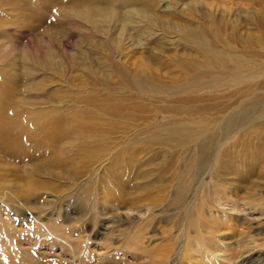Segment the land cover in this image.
<instances>
[{
	"label": "rangeland",
	"instance_id": "374dc122",
	"mask_svg": "<svg viewBox=\"0 0 264 264\" xmlns=\"http://www.w3.org/2000/svg\"><path fill=\"white\" fill-rule=\"evenodd\" d=\"M11 1L12 4L4 6L0 3V108H5L4 102H10L15 111H26L23 101H27L37 113L55 110L59 116L66 112L68 117H86L92 111L83 101L90 97H96L97 111L108 112L106 110L113 109L114 103L117 106L113 98L105 100L106 95L99 89L90 90L88 75L83 71L84 64L102 68V56L107 55L101 46L102 35L93 38L80 31L77 24L59 19L56 8L64 6L62 0ZM131 1L137 2L136 8L147 9L148 15L153 12L167 21L204 29L208 40L220 49L222 44L211 37L216 31L214 22L220 32L219 40L229 41L232 47L223 48L222 54L209 60L211 69L200 80L218 75L216 67L220 60L227 66L225 75L232 82L194 87L191 75L196 73L193 70L196 58L190 43L170 31L154 39L145 37L142 40L145 49L141 52L138 46L130 48L134 56L129 57L127 65L138 66L142 58L148 59L152 67L158 68L155 74L162 76V82L183 85L187 81V84L182 86L181 94L164 100L153 98L151 102L126 92L135 99L118 102V105L123 104L122 116L139 118L140 126L149 123L158 127L162 116L170 117L174 112L162 114L163 110L177 106L185 117L203 122L192 125L193 134L188 135L193 136L192 139L198 138L195 135L200 128L219 132L232 116L243 120L229 140L233 146L229 151L235 158L234 166L241 174L249 176L250 181L234 182L232 177H227L226 197L235 201L249 197L261 200L262 205L252 209L255 214L233 213L228 207L221 211L211 206L220 219L226 211V219L221 222L227 226L220 223L212 232L214 246L195 243L187 249L190 258L184 260L181 253L186 222L174 215L175 208L166 214L162 212L160 204L166 196L157 171L149 181L129 182L125 190L140 196L135 190L136 184L154 187L148 197L154 199L151 203L155 204L152 211L155 215L147 217L150 219L147 222L143 217L133 220V214L125 219L122 206L118 208L120 211L111 207L109 193L124 175H120L116 166L103 163L98 168L96 163L84 165L75 161L71 169H54L51 176L34 175L30 182L35 185H28L22 172L14 177L8 174V166L0 157V264H264V0H201L199 4L192 0ZM168 3L170 9L162 10ZM22 5H27L28 9ZM48 6H52L51 11L45 14L42 10ZM201 11L214 15L215 20L211 23L205 18L201 22L204 18ZM129 30L135 38L134 28ZM166 38H172L174 44L165 45ZM94 45L97 51L90 50ZM137 51L142 53V58L139 53L135 54ZM179 59L182 67L173 61ZM57 64L63 67L57 69ZM247 117L250 118L245 119ZM149 135L141 136L144 140L156 136L154 132ZM168 145L157 144L154 146L157 150L153 151L160 153L167 150ZM153 153L143 157L146 159ZM249 169L253 171L247 172ZM152 170L151 166L147 171ZM175 170L173 166L171 171ZM3 172L6 176H2ZM168 174L164 178L169 177ZM202 179L201 185L209 181L206 176ZM149 203L141 205L146 207ZM142 208L139 204L136 210L140 215L145 212ZM140 223L144 231L138 230ZM190 234V240L195 242L194 234ZM204 237L207 242V236ZM162 256L170 259L164 261Z\"/></svg>",
	"mask_w": 264,
	"mask_h": 264
},
{
	"label": "bare ground",
	"instance_id": "6f19581e",
	"mask_svg": "<svg viewBox=\"0 0 264 264\" xmlns=\"http://www.w3.org/2000/svg\"><path fill=\"white\" fill-rule=\"evenodd\" d=\"M62 1L65 2L62 3L64 6L58 7L56 5L58 7L56 13L59 15V19L77 24L80 31L89 33L94 36L93 38H96L97 35L104 37L101 42L102 45L99 43L107 53V55L102 56L100 64L102 68L104 67V70L102 68L100 70L95 69L91 64H84V67H82L88 75V85H91L90 90L99 89L103 96L106 95L105 100L113 98L117 106L114 103L113 109L106 110L108 112L97 111L96 106L98 104L95 103L98 102L96 97H90L84 100L83 103L90 108L89 110L92 113L86 117L83 115L68 117L65 116L66 112H64V116H59L57 112L55 113V110H40L37 113L38 111L35 112V108L30 107V103L27 101H23V105L26 106L27 110L19 112L11 108L12 103L4 102L5 108H0V157L4 160H1L2 163L8 166V174L14 177L17 176L18 172H22L26 183L35 185V183L30 182V180H33L34 175L51 176L54 169H71L75 161H79L84 165L96 163L98 168L103 163L104 165L116 166L119 168L120 175L122 173L124 175L119 177L121 181H118L114 185L113 191L109 193L112 202L110 203L111 207H115L117 211H120L118 208L122 206L120 209H124L122 215L125 219H129L133 214V220H138L139 217L147 219V217L152 218L155 215L152 212L155 204L151 203L154 199L148 197L154 187H148L142 183L136 184L135 190L140 196H135L130 192L126 193L125 190L128 189L129 182L149 181L148 178L152 176L154 171H157L160 182L164 185L163 193L166 196V200H163V204H160V206H163L162 212L166 214L175 208L174 215L179 220L181 218L186 222L183 229L186 233L182 247L183 253H181L182 258L184 260L190 258L187 249L195 246V243L198 245L204 243V247H208L210 243L214 246V243L211 242L212 232L219 228L220 223H223L224 226H227V224L221 222V219H226V211L222 212L223 215L220 219L212 211L211 206L215 209L220 208L221 211L228 207L233 213L247 212L248 214H255L252 213V209L255 206L262 205L261 200L249 197H243L237 199V201H235V198L226 197L229 189L226 183L227 177H232L234 182L236 180L239 182L250 181L249 176L241 174L238 167L234 166L235 158L229 151L233 148L229 144V140L243 120H238L232 116L225 121L219 132L213 133V131L209 132L200 128L195 135L198 138L192 139L193 136H188L193 134L192 125L203 124V122L185 117L183 111L176 108L177 106L164 109L162 114L171 112V110H174V112L170 113V117L162 116V124L154 127L153 124L149 123L140 126L141 124L138 123L139 118L134 117V119L128 115L122 116L123 114L120 111H123V104L118 105V102H123V100L130 102L135 99L131 95L127 96L126 92H131L132 95L135 94V97H141L142 99L144 97L150 102L153 98L164 100L167 97L182 93L181 88L187 84V81L183 85L162 82V76L155 74L158 68L152 67L149 60L142 58V53H139L140 50L145 49V45L142 44L145 37L154 39L167 31H170V34L176 33L179 37H183L184 40L190 43L191 49L194 51L196 60L193 62V70L196 73L191 75L194 87L197 85L198 87L207 88L212 85L222 86L232 82L225 75L227 66L219 59L220 64L216 67V73L219 74L210 77V79L200 80L211 69L209 60L222 54L223 48L230 49L232 47L229 41L222 42L219 40L221 38L220 32L218 26L213 22L215 16L201 11L204 14L201 22L205 18L211 23L213 22L216 31L211 37L214 41L222 44L223 48L220 49L208 40L209 35L204 29L200 30L198 26L190 28L177 22L167 21L153 12L148 15L147 9L135 7L136 1ZM191 2L202 3L201 0H192ZM0 3L4 6L12 4V1L0 0ZM22 6L28 9L27 5ZM51 7H44L42 11L45 14L49 13ZM169 7H171V4L168 3L162 10H169ZM162 10L161 12H164ZM43 12L42 14H44ZM37 19L40 20V18ZM131 27L136 31L135 38L130 33L129 28ZM211 27L213 26L211 25ZM231 31L233 32V28ZM152 36L153 38H151ZM134 39H137V41ZM161 39L164 38L159 40ZM166 39L164 41L165 45L174 44L172 38ZM136 46L139 47V52L137 51L135 54L139 53L140 58H142L140 65H127L129 57L134 56L131 49ZM90 48L92 51H97L95 45L90 46ZM152 55L154 54L152 53ZM154 57L157 59V56ZM173 61L179 67L183 66L180 59ZM59 67H63V65L57 64L56 68L59 69ZM9 109L12 112H9ZM109 111L111 112L109 113ZM248 118L250 117L245 119ZM151 132L156 134L151 139L147 140L145 137L146 140H144V137L141 136L142 134L144 136L151 135ZM202 134H204V137H200ZM222 142L224 143L222 144ZM161 143L164 145L169 144L167 146L169 148L160 153H155L153 150L156 147L154 148V146ZM223 145L225 148H223ZM149 153L153 154L145 159L143 156ZM236 163L242 164L241 161H236ZM242 165L250 167L247 163ZM151 166L153 168L152 172L147 171ZM173 166L176 168L175 172H173L174 170L171 171ZM252 171V169H249L247 172ZM167 173H169V177L164 178ZM6 174V172H3L2 176H6ZM204 176L209 181L201 185L200 181ZM116 193L121 194V196L118 197V195H115ZM147 201L150 203L146 204V207L141 205V203ZM166 201L167 204H164ZM139 204L145 211L142 215L136 211ZM136 215L140 216L137 217ZM167 219L171 221L170 217ZM149 220L147 219V222ZM141 224H139L138 230L144 231ZM190 233L194 234L195 242L190 240ZM204 236H207V242H205ZM52 237L56 236L52 235ZM171 253L172 249H170ZM166 257H163L164 261L170 259L169 256Z\"/></svg>",
	"mask_w": 264,
	"mask_h": 264
}]
</instances>
